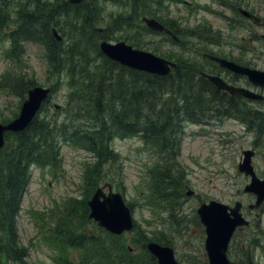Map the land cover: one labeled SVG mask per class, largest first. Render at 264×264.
I'll return each instance as SVG.
<instances>
[{
	"label": "trees",
	"instance_id": "16d2710c",
	"mask_svg": "<svg viewBox=\"0 0 264 264\" xmlns=\"http://www.w3.org/2000/svg\"><path fill=\"white\" fill-rule=\"evenodd\" d=\"M173 1L83 0L74 4L69 0H0V51L14 63L0 75V91L22 102L31 87L40 85L24 69L28 42L44 46L47 87L51 88L29 126L7 133L6 145L0 149V264H29L28 247L22 245L17 225L23 195L33 167L60 168L64 143L87 150L92 160L84 163L83 197L58 206L59 213L46 231V243L55 252L57 263L145 264L141 249L148 237L141 224L135 223V237L129 239L88 218L87 200L99 185L110 181L126 194L123 157L113 145L115 139L138 136L149 148L151 160L138 195L154 216L161 220L169 216L173 221L180 216L189 185L187 170L179 160L186 125L215 115H234L255 135L256 143L264 142V101L257 109H233L226 105L231 103L228 97L199 74L200 66L191 53L193 41L219 42L222 32L208 23L184 27L171 17ZM108 4L115 9H108ZM144 16L158 19L179 38L178 42L166 36L180 46L161 54L176 62L167 75L128 68L100 49L103 39L129 40L142 49L146 42L140 27L154 32L143 24ZM54 27L61 40L54 35ZM63 88H67L66 99L57 109L53 97ZM18 108L1 122L16 117ZM133 200L128 204L133 206ZM129 246L140 249L134 254Z\"/></svg>",
	"mask_w": 264,
	"mask_h": 264
},
{
	"label": "rangeland",
	"instance_id": "374dc122",
	"mask_svg": "<svg viewBox=\"0 0 264 264\" xmlns=\"http://www.w3.org/2000/svg\"><path fill=\"white\" fill-rule=\"evenodd\" d=\"M228 2L233 5L241 4L242 8L256 14L262 24L241 17L237 11L236 13L233 11V7L228 4L222 5L220 0H176L171 2L169 10L171 17L178 18L184 27L209 23L215 31H222V44L218 45L215 41H210L209 45H203L204 50H212L214 53L227 57L229 55L231 59H236L239 53L236 48L243 45L246 49L244 64L248 63L249 66L264 70V0H228ZM107 7L115 9L112 4H108ZM140 28L141 37L146 42L142 49L165 58L167 57L161 54L178 50V47L163 34L147 33L143 26ZM255 36L257 39L253 40ZM191 53L195 54L193 50ZM24 62L25 71L33 73L40 85L47 86L48 64L44 46L39 43H26ZM13 65L14 63L0 51V75ZM254 92L264 95V88ZM66 95L67 88L60 89L53 97V102L63 104ZM20 101V98L0 91V121L3 117L11 115V110L18 106L19 112L24 100ZM247 106L254 107L249 102ZM257 106L262 107L263 104L257 103L255 107ZM53 111L51 107V112ZM257 140L253 133L245 130L244 123L239 121L224 124L210 121L186 125L179 160L187 170L189 186L195 193L184 201L185 215L191 216L201 202L209 199L219 201L239 199L247 202L252 198V194L244 191L242 182L245 183V175L238 171V162L241 150L254 147L253 145L256 144L257 155L253 162L259 170L264 171V142L262 148L258 149L260 144L255 142ZM113 145L123 157L127 200L135 199L131 206L133 216L145 230L152 233L154 228L149 226L148 221L154 218V215L142 205L143 199L138 195V189L142 187L151 160L150 150L138 136L115 139ZM61 154V165L57 171L48 167L32 168L29 186L23 195L17 225L20 241L22 245L28 247L29 264H56L55 252L45 240L46 231L59 213L58 206L70 198H80L84 194L82 174L85 171L84 163L92 160L91 154L83 148L68 143L61 146ZM53 210L57 211L54 213ZM193 227L195 228L190 225L187 232L179 233V236L173 229L167 234L172 237L175 244L177 243L176 249L180 255L182 254L183 259L184 257L187 259L186 253L193 257L195 256L190 253H198L200 258L206 259L205 232L202 228ZM182 239H189L190 245H184Z\"/></svg>",
	"mask_w": 264,
	"mask_h": 264
},
{
	"label": "water",
	"instance_id": "95a60500",
	"mask_svg": "<svg viewBox=\"0 0 264 264\" xmlns=\"http://www.w3.org/2000/svg\"><path fill=\"white\" fill-rule=\"evenodd\" d=\"M82 1L69 0L70 3L74 4ZM240 11L247 17H252L257 21L260 20V18L245 9H240ZM142 20L153 31H165L171 34L170 30L156 18L144 16ZM53 32L58 40L62 39L56 28H53ZM173 37L175 40H178L176 36L173 35ZM100 49L109 59L117 61L123 66L151 74L167 75L176 66L175 62L157 56L149 51L137 49L126 41L112 42L103 39L100 42ZM211 58L217 61L221 67L244 74L254 85L264 88V70L243 66L235 61L217 56H211ZM205 76L220 89L230 91L231 93L238 92L247 98L264 100V95L258 94L249 88H237L229 85L218 76L208 74H205ZM50 91L49 87L45 88L43 86L30 88L27 92V97L21 105L19 115L6 123L0 122V149L6 144L5 137L7 133L21 132L29 126ZM55 107L59 109L61 105L55 104ZM253 156V150L248 149L243 151L239 170L251 176V181L245 190L255 194L256 201L253 206L258 207L264 201V179L259 178L254 171L252 164ZM105 187H108V193L104 191ZM192 192V190H189L188 195H191ZM88 205L90 208L89 218L95 220L99 226L108 231L121 234L133 228L130 209L126 205L123 195L119 192H114L111 184L98 187L88 201ZM230 210L228 212V206L214 200H211L209 203H203L197 210L202 222L206 226V248L210 264H232L227 258L229 241L236 227L246 224L247 221L240 213L239 203ZM148 246L150 251L158 257L160 264H178L174 260L172 251L168 248L162 247L157 243H149ZM250 264L253 263L251 262Z\"/></svg>",
	"mask_w": 264,
	"mask_h": 264
},
{
	"label": "flooded vegetation",
	"instance_id": "af4514ba",
	"mask_svg": "<svg viewBox=\"0 0 264 264\" xmlns=\"http://www.w3.org/2000/svg\"><path fill=\"white\" fill-rule=\"evenodd\" d=\"M166 28L170 30L171 34H167L165 31H163L164 36L165 37L171 36L173 38V35H175L173 31L167 26ZM256 39L257 37L255 36L253 40H256ZM222 41L223 40L221 39L219 42H216V41L215 42L216 44L221 45ZM193 43L194 45H192V50L195 52V59L197 61V67L200 66V71H199L200 76L206 78L210 82V85L216 87L218 89V92L221 95L228 97V100L231 103L226 104V105H231L233 109H240L241 111H245L246 107H248L247 102H249V104L254 106L253 108L255 109L259 108L258 106L255 107V105L257 103L261 105L260 101H257L251 98H246L245 96H243L242 94L238 92L231 93L230 91L220 89L214 83H212L211 80L207 78V76H205V74L218 76L222 78L229 85L235 86L237 88H249L253 91L263 90L262 88L252 84L246 75L241 74V73H236L227 68H223L219 65L217 61L211 58V56L223 57L228 60H233L240 65L249 66L248 63L244 64V58L246 57V54L244 52H246V49L243 45H240L238 48H236L239 52L238 57L236 59H231L229 55L227 57L219 53H214L212 50H204L203 45H205L208 42L195 39ZM176 46L180 48V46L178 45ZM250 67L256 68L255 66H250ZM209 114H212V112ZM214 118L211 120L213 123H217V124L218 123L224 124V123L231 122V121L241 122L240 119L234 115H232L231 117H226V116L221 117V115L219 116L215 115ZM200 122H204V120H201ZM206 122L208 123V119L206 120ZM259 144L260 146L258 147V149L259 148L261 149L262 143H259ZM253 146L254 147H251V148L255 150V155L253 158L254 160L257 155V149H256L257 145L255 144ZM243 151H244V148L241 150V153ZM240 159H241V155H240L239 161ZM254 168H255L257 175L261 178H264V171H262L261 169L259 170L255 164H254ZM247 182H250V177L245 176V183L242 182L243 187L246 186ZM251 197L252 198H250L247 202L242 201V205L240 208V210L248 218V225H244L243 227H238V228H242L245 230L240 229L238 232H235L236 234H234L235 236L233 235L230 241V244L228 246L227 258L232 264H249V262H252L254 264L264 263V220H263L264 202L260 205L258 209H252L253 204L250 201L253 200L254 196L252 195ZM236 201L237 199L230 200V201L223 200L220 202H223L227 205L232 206ZM256 214L257 216L259 215V217H256ZM253 222H254V225H253ZM180 257L181 255L178 253L179 261H180ZM195 262H196V258H192V264Z\"/></svg>",
	"mask_w": 264,
	"mask_h": 264
}]
</instances>
